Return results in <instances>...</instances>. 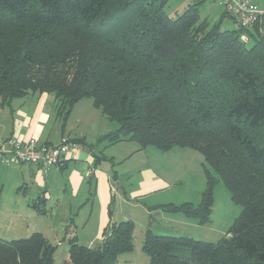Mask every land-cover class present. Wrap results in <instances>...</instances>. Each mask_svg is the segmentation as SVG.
I'll use <instances>...</instances> for the list:
<instances>
[{
  "label": "trees",
  "instance_id": "obj_1",
  "mask_svg": "<svg viewBox=\"0 0 264 264\" xmlns=\"http://www.w3.org/2000/svg\"><path fill=\"white\" fill-rule=\"evenodd\" d=\"M203 1L168 12L169 0H0V98L53 93L63 117L90 98L117 123L99 143L202 155L210 168L199 202L157 207L206 224L221 181L238 216L216 242L147 227V264H264V34L220 29L228 14L211 24ZM8 30L20 42L9 56L1 43ZM133 229L130 219L109 220L98 246L71 237L66 260L123 264L117 258L132 251ZM55 251L38 231L0 239V264H52Z\"/></svg>",
  "mask_w": 264,
  "mask_h": 264
},
{
  "label": "crops",
  "instance_id": "obj_2",
  "mask_svg": "<svg viewBox=\"0 0 264 264\" xmlns=\"http://www.w3.org/2000/svg\"><path fill=\"white\" fill-rule=\"evenodd\" d=\"M113 123L90 98L77 101L65 117L58 113L53 93L28 92L8 102L0 98V142L36 138L40 144L55 145L66 136L79 146L74 160L46 168L0 161V224L6 225L7 235L23 238L38 231L56 248L65 242L69 247L71 237L80 244L98 246L109 220L130 219L133 248L138 244L141 249L145 229L152 231L155 220L168 228L169 223H187L183 214L157 206L198 203L205 182L196 175L195 183L185 184L169 156H148V146L140 149L130 140L99 143L117 128ZM54 210L73 216L49 224L39 220V215ZM175 227L168 233L179 234ZM138 228H142L140 234Z\"/></svg>",
  "mask_w": 264,
  "mask_h": 264
},
{
  "label": "rangeland",
  "instance_id": "obj_3",
  "mask_svg": "<svg viewBox=\"0 0 264 264\" xmlns=\"http://www.w3.org/2000/svg\"><path fill=\"white\" fill-rule=\"evenodd\" d=\"M193 1L194 0H169V4L166 6L165 9L168 12H171L175 9L181 12L183 6ZM255 1L259 5L264 4V0H255ZM221 13H222V6L220 4V0H204L200 5L201 16L206 17L211 24L216 23L220 20ZM219 27L222 30L232 29L233 27H235V24L231 16L226 15L220 20ZM240 37L241 38L248 37L247 32L240 35ZM251 40H252L251 38H248L247 43L249 44ZM1 43L4 45V49L6 51L7 56L17 53L19 51L18 45L20 43L18 39V33H16V31L8 30L6 32L5 38L3 39V41H1ZM150 150H153V153H151ZM146 154L148 156H169L168 161L171 162L173 161V163L176 164L177 171L184 178L183 181L185 184L188 181L190 182L192 181L195 183L196 175L197 177H199V181L200 178H202V180L205 182L204 168H210L204 162L202 155L198 151L188 147H175L170 151L164 152L157 149L154 146H148V148L146 149ZM159 161L160 163H163L162 159H159ZM125 177L126 176L124 175V178ZM196 197L197 196L195 195L194 199H197ZM193 201H194L193 204H197L195 203L197 202V200H193ZM120 206L122 207L123 205L120 204ZM240 210H241L240 205L234 203L231 200L228 189L223 185L221 181H218L217 183H215L213 188V204L209 215V221L206 224L199 225L197 224L194 218H187L184 215L181 218L187 220L185 221L187 223H182V222L169 223L168 224L169 228H168L165 227L164 225H161L162 223H157L155 220L151 228H152V232L155 234H166L170 230H172L173 226L177 225L175 229L178 228L183 233L180 232L179 234L176 235L181 234L198 240L216 242L221 236L225 234L228 228L232 225L235 218L238 216ZM66 214H67L66 210H60V211L54 210L52 214L48 212L47 215H42V214L39 215V218H41L39 220L43 221L45 224L56 223L57 221L64 222L66 220H69L73 216L72 215L70 217L69 216L64 217ZM178 215L182 216V214H178ZM62 219H66V220H62ZM136 219H137L136 223L138 224L139 220L138 218ZM141 230L142 228H138V234H140ZM27 236H23V237H27ZM13 237L14 236H9L6 234V225L0 224V239L8 241L11 239L21 238V237H15V238ZM64 246L68 247L66 242L64 245L58 246L56 248L52 264H71L69 261L66 260L68 257V248L67 250H65ZM117 259L120 263L123 264H144L145 262L148 261L147 255L139 248L138 244H136V248H133L132 251L120 254V256Z\"/></svg>",
  "mask_w": 264,
  "mask_h": 264
},
{
  "label": "built area",
  "instance_id": "obj_4",
  "mask_svg": "<svg viewBox=\"0 0 264 264\" xmlns=\"http://www.w3.org/2000/svg\"><path fill=\"white\" fill-rule=\"evenodd\" d=\"M220 4L222 11L233 19L235 27L252 29L257 26L264 34V4L259 5L255 0H220ZM78 148V144L66 136L55 145L40 144L36 138H7L0 142V161L7 165L32 164L46 168L74 160Z\"/></svg>",
  "mask_w": 264,
  "mask_h": 264
}]
</instances>
